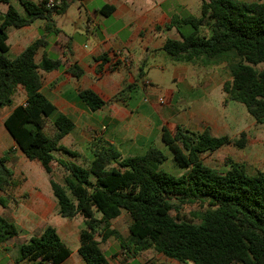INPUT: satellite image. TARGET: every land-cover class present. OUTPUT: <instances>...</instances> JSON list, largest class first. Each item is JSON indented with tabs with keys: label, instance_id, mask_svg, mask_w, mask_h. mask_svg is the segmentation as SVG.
I'll return each instance as SVG.
<instances>
[{
	"label": "trees",
	"instance_id": "trees-1",
	"mask_svg": "<svg viewBox=\"0 0 264 264\" xmlns=\"http://www.w3.org/2000/svg\"><path fill=\"white\" fill-rule=\"evenodd\" d=\"M49 1L20 0L21 12L10 0H0L9 4L4 14L0 12V107L13 106L17 89L24 88L25 103L13 107L4 125L16 147L47 173L59 215L83 218L78 252L85 263L130 264L155 250L179 264H264V171L252 174L246 164L234 160L220 171L202 158L226 145L246 147V132L232 138L216 136L210 127L194 131L183 125L175 130L164 126L162 141L172 151L174 164L183 169L178 175L166 170L169 156L156 145L124 156L104 137H92L93 158L82 164L76 160L80 153L61 143L75 131L76 122L44 91L42 71L60 69L63 62L46 51L40 61L37 55L48 46L50 36L61 32L55 17L65 14L74 2L82 6L84 0ZM201 1L200 15L184 10L157 26L177 34L166 38L162 50L178 64L226 65L231 79L222 86L224 104L243 103L255 121L264 124V0ZM114 10L105 5L102 13L111 15ZM36 20H44L39 35L12 58L8 29ZM95 59L107 62L108 53ZM67 72L76 78L85 73L78 63ZM144 75L141 68L139 80L147 87L151 83L143 80ZM131 87L121 90L113 101L123 100ZM79 97L90 112L107 103L91 88L81 89ZM12 151L0 156L1 191L14 183L9 165ZM57 164L66 172L62 181L55 176ZM0 203L4 204L2 198ZM192 204L200 207L193 213L198 222L184 213V207ZM124 211L131 218L126 238L112 225ZM19 233L14 221L0 215V243ZM111 238L119 241L120 248L109 254L102 242ZM19 250L17 262L28 264H60L72 253L52 225L23 242Z\"/></svg>",
	"mask_w": 264,
	"mask_h": 264
},
{
	"label": "crops",
	"instance_id": "crops-1",
	"mask_svg": "<svg viewBox=\"0 0 264 264\" xmlns=\"http://www.w3.org/2000/svg\"><path fill=\"white\" fill-rule=\"evenodd\" d=\"M97 1L84 0L82 4V7L86 9L85 26L88 31L94 34L93 29L98 30L97 43L93 48L89 49L87 44L73 42V39L63 34L61 30L58 35L50 36L48 46L39 52L38 55L42 56L46 51L49 56L60 58L63 62L60 69L51 72L42 71L43 79L45 76L49 78L47 83L44 81L43 89L62 112L75 120L76 129L70 135H73L79 127L78 120L81 115L87 116L89 113L92 122L86 123V126L98 128L97 132L90 136L91 140L92 137L102 136L115 144L124 156L144 153L149 146L155 145L154 140L158 133L162 140L164 126L171 130H175L179 125L189 128L190 123H195L199 119L200 115L195 114L197 96L204 99L203 104L211 98L210 89L206 88L208 82H205L203 89L200 90L188 81L187 66L183 64L176 66L174 76L178 90H170L165 95L163 103L158 104L154 97L146 101V96L150 94L148 88L139 80L141 68L144 70L150 56L162 53L167 37H177L175 30H158L157 26H164L174 14L188 11L189 0H101L99 5H95ZM196 1L201 6L202 1ZM10 3L21 12L24 11L20 0H10ZM105 5L115 7L111 15L102 13ZM8 7V3L0 2L2 14ZM110 17L119 23V27L108 28L107 22ZM43 23L44 20H36L28 26L8 29L10 50L12 48L11 34L17 36L16 45L22 46L15 56L39 35ZM104 52L108 53L109 61L95 59ZM73 63L83 67L85 73L81 78H76L67 72ZM99 67H102L100 72L97 71ZM143 80H148L152 84L146 72ZM130 84L133 87L126 90L125 98L113 101V98ZM51 86L53 88L48 92L46 87ZM84 88L95 90L107 103L100 110L90 112L79 97V91ZM18 93L23 96L19 102L16 99ZM221 96L224 101L223 89ZM25 99V90L19 86L14 96V105L7 106L9 110L3 115L0 114V156L10 148L17 149L15 140L6 127V130L3 128L2 122L4 124L13 107L24 104ZM159 105L162 106L161 111L157 108ZM61 143L64 144L62 141ZM18 174L14 170L13 185L5 191L0 190V198L4 201V204L0 203V215L14 221L20 228L21 235L19 233L16 237H21L22 241L18 243L22 244L38 234L43 227L52 225L72 250L71 255L60 264H86L78 252L79 234L85 227L84 220L78 221L83 218L81 216L74 219L61 217L52 186V190L48 186L43 189L30 182L28 175L23 178L25 181H22ZM16 237L0 243V264H28L26 260L17 262L19 255L16 258L9 256V250L18 245L13 244ZM76 254L80 256L76 257ZM137 259L142 261L139 256ZM108 264L118 263L110 261Z\"/></svg>",
	"mask_w": 264,
	"mask_h": 264
},
{
	"label": "rangeland",
	"instance_id": "rangeland-1",
	"mask_svg": "<svg viewBox=\"0 0 264 264\" xmlns=\"http://www.w3.org/2000/svg\"><path fill=\"white\" fill-rule=\"evenodd\" d=\"M200 1L201 0H199V2ZM100 3L101 0H98L95 5H99ZM188 5V11L193 14L200 15L201 6L197 4L196 0H189ZM86 18V9L83 8L78 2L72 3L65 14L55 17L57 26L62 30L63 34H66L71 39H73V42L87 44L88 48L91 49L97 43L96 34L98 30L93 29L95 32L94 34L89 32L85 26L87 23ZM80 25L81 27H79ZM107 26L109 29H114V27H119V23L110 17L109 21L107 22ZM16 37V34H11L10 42L12 48L9 52L11 57H14L16 53H18V51L22 48V46L16 45ZM40 58L41 55H37V60ZM177 65L180 64L174 62L164 51H162L160 54H156L155 56H150L146 66L144 67L146 76L152 82V84H148L147 86L150 94L146 96L147 98L152 99L154 97L159 104V97L165 98V95L170 90H178L177 83L174 81ZM183 66H187L189 73L187 79L189 82L194 84L200 90L203 89L205 82H208L206 88L210 89L211 92V98L208 99L206 104L202 103L204 100L202 97L197 96V102L195 103V114L196 116H200L195 123L189 124V128L191 130L198 131L202 130L204 127H210L211 132L214 135H229L232 138H239L242 132L247 133L246 147L239 148L231 144L226 145L216 151L205 153L202 155L205 163L219 169L220 171H225L228 168L229 162L234 160L246 164L248 171L252 174L259 171H264V124L257 123L255 119L248 113L243 103L231 101L228 104H224V101H222V89H220V86L226 80L231 79L228 67L222 64L202 66L192 63L183 64ZM261 67H264V64L261 65ZM48 80L49 78L45 76V83H47ZM52 88L53 86L50 88L46 87L48 92ZM22 97V94L18 93L16 98L17 101L19 102ZM57 99H59V97H57ZM157 108H160V111L162 110V106L160 105L157 106ZM8 110V107H0V114L3 115ZM85 115L82 114L80 120H78L79 127L77 128L76 132L73 135L62 139L64 145L73 150H77L80 153L79 156L76 157V160L82 164H88L93 158L89 144L91 140L90 136L94 132H97L96 130H98V128L86 126V123L91 124L92 119L89 113L87 116ZM2 126L5 129L3 122ZM154 144L163 149V151L169 156V160L165 164L166 170L177 175L182 173L183 169L178 168L174 164L172 161V151L160 139L159 133L155 137ZM23 154L24 153H22V151L18 148L11 152V160L9 165L12 167V169L19 173L18 177L23 181L24 177L29 176L30 182L34 183L35 185L43 189L45 186H48L51 189V184L47 173L40 167V165L30 161ZM63 157L71 158V156L67 154H63ZM65 174L66 172L64 169L57 164L55 168L56 179L58 181H62ZM16 198L18 199V197ZM199 210L200 207L196 204L184 207V213L197 222L200 221V219L196 215H193V213H197ZM82 220L83 219H79L78 222ZM130 222V216L124 211L120 217L112 220V225L122 234V236L126 238L129 234ZM69 239L75 241V239H72L71 237H69ZM98 239H101L100 236H98ZM14 241L15 242H13V244L18 245L9 250V256L16 258L20 254L19 247L21 243L19 244L18 242L22 240L21 237H16ZM102 246L109 254H112L114 251H118L120 248L119 241L114 238H111L109 241H105L104 243L102 242ZM77 256L80 255L76 254V257ZM139 258H141L142 262H145L146 264H179L174 259H171L163 253H159L155 250L146 251L141 257L139 256ZM139 261V259H134L130 264H138Z\"/></svg>",
	"mask_w": 264,
	"mask_h": 264
},
{
	"label": "built area",
	"instance_id": "built-area-1",
	"mask_svg": "<svg viewBox=\"0 0 264 264\" xmlns=\"http://www.w3.org/2000/svg\"><path fill=\"white\" fill-rule=\"evenodd\" d=\"M49 2L52 3V2H54V0H50ZM148 99H149V98H146V101H148ZM158 101H159L160 103H163V102L165 101V98H164V97H159Z\"/></svg>",
	"mask_w": 264,
	"mask_h": 264
}]
</instances>
